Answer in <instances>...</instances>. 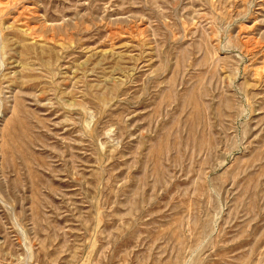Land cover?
<instances>
[{
	"label": "rangeland",
	"instance_id": "1",
	"mask_svg": "<svg viewBox=\"0 0 264 264\" xmlns=\"http://www.w3.org/2000/svg\"><path fill=\"white\" fill-rule=\"evenodd\" d=\"M0 264H264V0H0Z\"/></svg>",
	"mask_w": 264,
	"mask_h": 264
}]
</instances>
